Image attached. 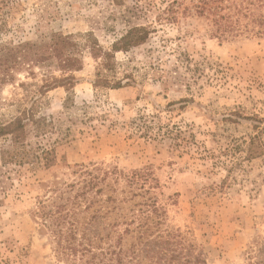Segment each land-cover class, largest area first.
<instances>
[{
	"label": "rangeland",
	"instance_id": "obj_1",
	"mask_svg": "<svg viewBox=\"0 0 264 264\" xmlns=\"http://www.w3.org/2000/svg\"><path fill=\"white\" fill-rule=\"evenodd\" d=\"M213 10L232 17L222 36ZM136 27L147 42L115 51L113 71L103 69L94 52L113 53ZM58 38L78 69L45 60ZM23 47L36 62L19 53L16 69L0 67V126L27 111L44 119L40 131L29 127L28 144L54 150L56 164L5 165L0 154V264H60L35 213L77 165L141 171L165 228L181 231L207 264H256L264 244V0H0V57ZM99 74L123 87H96Z\"/></svg>",
	"mask_w": 264,
	"mask_h": 264
},
{
	"label": "trees",
	"instance_id": "obj_2",
	"mask_svg": "<svg viewBox=\"0 0 264 264\" xmlns=\"http://www.w3.org/2000/svg\"><path fill=\"white\" fill-rule=\"evenodd\" d=\"M213 12L219 19L216 20L217 31L222 36L229 30L232 17ZM148 37L145 28H133L114 43L113 53L100 54L101 50H96L93 57L102 58V68L113 71L115 51H129L141 46ZM28 49L12 50L5 59L0 57V67L7 65L16 69L21 63L15 58L19 53H23V62H36L30 60ZM50 50L51 55L45 60L57 59L63 71L78 69V61L68 51L65 38L56 39ZM68 81L56 80L44 85L41 91L45 93L66 86ZM94 85L123 87L122 82L112 84L101 74ZM44 122V119L36 120L34 114L27 111L22 117L0 126V138L8 144V148L0 153L3 164L22 166L40 159L46 168L56 164L54 150L35 149L28 144L29 127L35 125L40 131ZM37 150L41 151L40 155ZM71 174V182L54 185L50 195L39 200L35 213L60 264H207L181 231L165 228V212L151 196L152 185L141 171L126 175L77 165ZM121 184L124 188H120ZM256 253V264H264V244Z\"/></svg>",
	"mask_w": 264,
	"mask_h": 264
}]
</instances>
